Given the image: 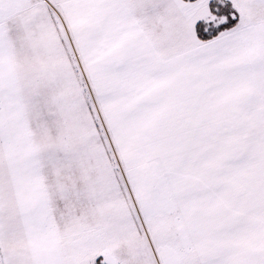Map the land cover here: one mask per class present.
I'll use <instances>...</instances> for the list:
<instances>
[{"label":"snow or ice","instance_id":"6c2138e0","mask_svg":"<svg viewBox=\"0 0 264 264\" xmlns=\"http://www.w3.org/2000/svg\"><path fill=\"white\" fill-rule=\"evenodd\" d=\"M0 264H264V0H0Z\"/></svg>","mask_w":264,"mask_h":264}]
</instances>
